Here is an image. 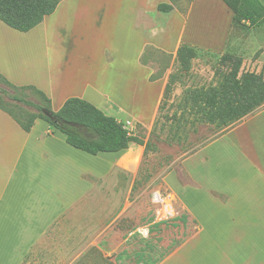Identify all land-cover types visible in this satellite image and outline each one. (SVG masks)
<instances>
[{
  "label": "crops",
  "instance_id": "obj_1",
  "mask_svg": "<svg viewBox=\"0 0 264 264\" xmlns=\"http://www.w3.org/2000/svg\"><path fill=\"white\" fill-rule=\"evenodd\" d=\"M162 4L173 10L160 13ZM175 12L169 0H62L28 33L0 22V75L41 91L52 110L79 98L148 130L170 75L153 79L155 72L167 58L177 63L180 46H193L174 36ZM49 132L37 120L25 133L0 111V264H25L60 223L102 253V241L121 234L114 229L133 201L144 147L131 143L121 153L91 156ZM178 162L179 171L166 173L163 184L183 211L185 227L177 230L184 240L155 264H264V105ZM151 233L157 242L165 236L164 229L146 227L125 240L149 245Z\"/></svg>",
  "mask_w": 264,
  "mask_h": 264
},
{
  "label": "rangeland",
  "instance_id": "obj_2",
  "mask_svg": "<svg viewBox=\"0 0 264 264\" xmlns=\"http://www.w3.org/2000/svg\"><path fill=\"white\" fill-rule=\"evenodd\" d=\"M120 6H126V3ZM173 6L176 12L170 16L174 24L171 30L176 38L193 45L191 48L196 56L187 71L178 63L171 66L169 58L164 61L165 67H160L153 79L170 74L172 93L169 101L158 111L152 128L147 130L145 126L130 123L141 142L148 143L150 147L135 179L133 201L126 217L114 229L121 234L113 241L103 240L102 253L71 224L66 229L60 223L39 241L25 264H73L75 261L77 264H111L110 260L116 264H155L184 240L177 230L185 227L179 218L183 211L165 191L163 176L168 172H178V161L182 156L193 153L199 146L219 136L226 126L208 124L198 116L182 112L178 104L187 90L219 85L222 76L228 73V68L219 64L224 54L240 56L243 72L261 74L264 78V14L255 25L249 22L236 25L232 22L231 12L220 0H173ZM162 17L166 23L170 20L167 15ZM101 38H108L103 29ZM123 82L126 85L124 79ZM128 96L123 95L124 98ZM23 97L37 103L29 92ZM5 102L10 104L7 99ZM121 102L127 106V101L122 99ZM59 109L54 105L52 111L55 113ZM50 132L53 133L51 128ZM169 216H175V219L171 221ZM146 227L164 229V238L157 242V234L151 233L149 245H143L135 237H129L126 242L125 237L129 233Z\"/></svg>",
  "mask_w": 264,
  "mask_h": 264
},
{
  "label": "trees",
  "instance_id": "obj_3",
  "mask_svg": "<svg viewBox=\"0 0 264 264\" xmlns=\"http://www.w3.org/2000/svg\"><path fill=\"white\" fill-rule=\"evenodd\" d=\"M62 0H0V22L20 33L40 25L51 16ZM173 3V0H169ZM233 14L232 22L242 25L258 23L264 14V0H220ZM172 5L158 6L160 13L168 14ZM195 53L187 46H180L176 62L184 71L189 69ZM228 73L216 87L187 90L178 107L211 125L229 126L251 114L264 104V78L261 74L243 72L242 59L224 54L219 59ZM170 75L158 108L161 111L172 93ZM29 92L37 99L33 103L23 97ZM9 100L10 104L5 102ZM35 112L27 111L26 109ZM0 111L6 113L25 133H30L35 122L41 120L51 130L60 132L70 147L91 156L100 153H121L131 143L144 147V156L150 147L133 137L124 124L105 115L87 101L70 98L57 112L51 109L50 100L32 86L16 87L0 75ZM46 112L51 118L45 116ZM155 124V123H154ZM154 126V125H153ZM51 132H49V135Z\"/></svg>",
  "mask_w": 264,
  "mask_h": 264
},
{
  "label": "built area",
  "instance_id": "obj_4",
  "mask_svg": "<svg viewBox=\"0 0 264 264\" xmlns=\"http://www.w3.org/2000/svg\"><path fill=\"white\" fill-rule=\"evenodd\" d=\"M125 128L130 131V129L132 128V126L130 125V123H126L125 125Z\"/></svg>",
  "mask_w": 264,
  "mask_h": 264
},
{
  "label": "water",
  "instance_id": "obj_5",
  "mask_svg": "<svg viewBox=\"0 0 264 264\" xmlns=\"http://www.w3.org/2000/svg\"><path fill=\"white\" fill-rule=\"evenodd\" d=\"M45 116L51 118V116L49 114H47L46 112L43 113Z\"/></svg>",
  "mask_w": 264,
  "mask_h": 264
}]
</instances>
